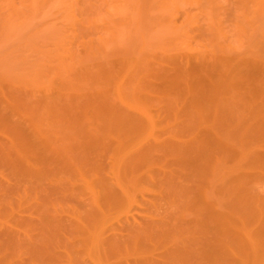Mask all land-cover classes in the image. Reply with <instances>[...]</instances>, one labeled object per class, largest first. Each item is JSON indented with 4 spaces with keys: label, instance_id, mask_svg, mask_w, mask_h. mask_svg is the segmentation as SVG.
<instances>
[{
    "label": "bare ground",
    "instance_id": "6f19581e",
    "mask_svg": "<svg viewBox=\"0 0 264 264\" xmlns=\"http://www.w3.org/2000/svg\"><path fill=\"white\" fill-rule=\"evenodd\" d=\"M143 1L125 0L121 5L125 4L127 9L131 10L129 11L132 16L134 15L133 33L137 35L139 33V39L137 35H134L136 38L131 35L133 39L126 38L129 34H125L127 30L124 32V27L120 24H109L107 28L104 25L103 30L100 28L98 31V28L96 31L98 34L95 35L94 32L91 36L89 32L94 31V28L92 30L89 28V32L84 28L89 38L83 34L84 32L81 35L86 38H81L79 35L80 40L76 37L80 43L77 49L73 46V50L76 49L77 52L70 51L72 47L68 50L59 47L62 40L57 36L58 32L56 38L55 34L54 37L48 34L51 30H56L49 25L47 27L49 26L51 30L46 26H43L42 30L37 29L36 26V30L30 28L29 32H26V39H21L22 34L19 38L17 32H13V28L17 24L26 25L27 18L23 15V19L18 16V8L16 9L15 6L13 9L17 12L14 11L15 15L12 14L13 17L6 19L8 23L5 21V26L2 25L4 21L0 20L2 30L0 66L4 63L3 52L5 55L12 48L16 50L17 46H19L17 52L18 49L23 52L21 48L27 49L26 46H29L31 41L38 42L43 36H39L41 35L39 30L44 31L45 28L42 34L50 30L44 36L50 35L51 38L48 39L56 44L53 45L48 40L49 44L44 37L41 38L44 42L39 41L37 44L40 48H44L41 45L52 44L53 54L54 52L58 53V56L61 52V55L63 54L57 57L49 53V56H46L47 60H43L41 58L43 56L40 57L39 54L46 52H43V49L39 51V46L32 42L34 44L29 46L28 53L33 49L40 52L37 54L41 59L39 62L46 61L45 64L48 62L46 66L38 61L40 66L35 64V57L38 56L36 54L34 56L32 52L31 58L35 59L30 62L39 66L36 68L35 65L33 66V70L35 69L33 73H30L31 67L26 68L30 69L27 74L25 73L27 70H24L23 74H19L23 69L17 70L18 74L15 71L14 74L13 69H10L14 67L10 66L9 69L8 66L0 67V167L3 168L4 173L6 172L4 174L2 171L1 175L0 193L2 192L4 197H0V206L16 210L11 208L13 205L10 200L19 190L21 183L25 187L30 185L32 190L39 192L38 195H43L39 200L35 198L39 203L33 202L38 206L30 203L38 208L37 220L29 217L32 222L36 221L32 223V228H28V231L31 230L29 232L26 230V232L24 230L18 232L19 229H15L14 225L11 226L12 223L5 220L7 217L5 214L7 215L8 212L6 213L4 208V216H0L2 244L0 246L4 247L1 249L6 253L18 247L17 251L21 254L20 249L23 247L26 258L30 257L28 261L30 260L31 264L36 262H38L36 264H54V260L61 254L70 259L75 257L74 261L80 256L81 260L86 258L77 264H247L250 259L252 262L263 256L264 185H260V188L263 187L261 189L263 193L260 194L261 190H258V186L254 187V184L259 185L257 182L264 177V155L261 154L263 155L261 159L259 150L257 153L255 151L256 146L259 148L262 144L257 145L256 139L260 135L264 137L262 134L264 133V90L261 89L263 93L260 89L257 91L258 87L264 86V0H220L225 3L223 8L230 14H228L230 32L226 30L228 34H223L225 29L221 31L217 28L221 27L218 26V22H216L217 27L212 25L215 32L223 34L221 36L224 41L217 40V43L209 44L212 46V52H207L212 55V57L209 55L211 57L209 61L207 60L209 57L203 58L202 61L198 59L197 64L200 62L201 69H196L198 73L200 69L198 77H202L199 80L196 79L198 77L192 75V78L188 74L177 78L176 75L172 76L175 71L170 72L169 66L164 70L162 68L165 60L159 64L160 72L158 69L154 70L155 72L158 70L159 75L150 67L149 61L153 57L150 58L149 51H146L150 43H147L144 35L146 30L142 28L147 25L142 24H145L143 21H149L150 9L155 7L148 8L147 4L143 5L148 0L144 3ZM150 1L152 0L147 3H151ZM202 1L208 6L206 12H203L206 17L204 14L203 16L211 24V8L218 0ZM229 2L231 4L233 2L232 6ZM7 3L10 6L12 1L9 0ZM30 3L33 4L34 1ZM12 4L15 5L14 1ZM162 8L164 9V6ZM145 13L148 18L144 16ZM156 14L158 17V13ZM151 18L154 19L153 16ZM189 19L191 17L187 20ZM215 19L213 21H218L217 17ZM161 22L157 25H162ZM194 24H197V21ZM209 24L205 25L209 28ZM154 30L152 35L155 37ZM158 30L156 35L161 31ZM25 31L22 33L26 35ZM30 31H37L32 33V36L34 34L39 36V39L36 37L37 41L35 36L31 38ZM66 35L64 34L63 37ZM67 36L62 45L69 44H65L67 41L70 42ZM20 39L23 40L22 43L19 42ZM30 39L29 45L26 44ZM76 39L73 40L74 45L77 46ZM201 40L200 45L201 42L204 43ZM6 46L11 48L9 47L8 50ZM17 52L14 54H21ZM28 55L31 53L25 55L26 62ZM16 59L18 60L19 57ZM23 60L25 59L19 61L21 65ZM49 61H54L51 66L48 65ZM55 62L56 65L53 64ZM164 63L168 64L166 61ZM155 65L152 67L156 68ZM18 67L20 68L19 65ZM146 72L149 75L152 73L151 76L154 78L161 74L159 78L162 77V81L167 84H173L176 87L173 88L175 91L180 89L177 85L182 84L184 92L188 93L184 97L183 89L178 91L182 93L181 96L168 87L169 91L164 93H169L170 90L175 93L165 97L162 102L158 99L163 97L158 96L157 101L156 94L154 95V104L163 103L157 108L159 113H166L162 120L166 121L165 117L168 116L172 119H170L172 125L169 120L170 124L167 122L166 125H162L160 119L161 126H159L156 120L158 118L153 119L158 111L154 109L157 112L153 114L152 109L157 106L151 103L152 97V99L148 97L152 100L148 102L150 100H146L148 98H145V93L143 94L142 89H145L148 83L144 85L145 87H141V84L149 81L144 76ZM254 74L259 75V79ZM253 75L258 79L257 84L251 80ZM167 86L170 85H165ZM259 90L261 95H257ZM152 92L154 93L153 90ZM151 105L155 107L152 108ZM253 142L256 146L252 145ZM257 162L260 164L258 163L259 167L256 164L258 169L254 174L255 170H250L249 163L255 165ZM253 165L252 168L255 169ZM69 176L71 179L77 177L82 188L79 187L80 191L76 192L75 186L71 189L69 186V191L64 187L71 194L69 199L76 201H71L75 204L72 207L70 205V212L67 210L68 214H65L67 219L57 214L60 203L56 205L55 200H58L57 196L59 199L62 198L61 193L65 190L60 185L64 183L66 186L64 180ZM73 183L75 184V181H72ZM56 190L61 191L55 192ZM41 191L43 193H40ZM49 191L60 194L54 195L57 199H53L56 202L53 206V202L48 197L51 195ZM55 193H52V198ZM75 195L77 198H74ZM138 198L141 204L145 203L147 205L145 207L150 208L146 209L148 211L141 217L133 213L138 209L133 210L134 205H140ZM22 201L24 203L25 199ZM47 204H51L52 207ZM28 208L30 209L29 206L23 207L27 210ZM9 209L7 208L8 211ZM60 211L62 212V209ZM113 213L116 215L114 216ZM110 217L114 218L115 222L111 218L113 223H110ZM19 218L20 221L24 219V217ZM21 226L24 227V224ZM25 228L27 225L23 229ZM24 251L22 250V253ZM14 252L16 251L10 255ZM25 253L21 255L24 256ZM122 256L133 258L128 260L129 257H124V260ZM236 258L238 262H235ZM24 261L20 262L26 264L27 262ZM69 264H72L71 261Z\"/></svg>",
    "mask_w": 264,
    "mask_h": 264
},
{
    "label": "rangeland",
    "instance_id": "374dc122",
    "mask_svg": "<svg viewBox=\"0 0 264 264\" xmlns=\"http://www.w3.org/2000/svg\"><path fill=\"white\" fill-rule=\"evenodd\" d=\"M9 0H0V20L2 21H4V24L2 23V25L3 26H5V21H6V19H8L9 17H13L14 15H15V13L18 11V16H20L21 18L24 16L25 18H27L26 20V25H20L19 24V26H18V24L16 25V26H14V28H13V32L14 33H16L17 34V36L19 37V38H21V34L23 35V37L21 38V39H23V38H25L26 36H27V33L26 32H29V29L30 28H32V29H30V30H34L35 28H37V29H39V28H41V30L43 29L42 27L43 26H46L47 27V25H49L50 27H52V29H56V30H51V28H50V30L51 31H53V33L50 31V30H48V31H50V32H48V31H46V32H48V34H52L51 36L52 37H54V34H55V38L58 36L59 38H60V40H62L61 41V44L58 42V45L60 44V46L59 47H61L62 49H69L70 47H72V49H70V51H72L73 50V46H75V48L77 47L78 48V43H80V37H79V35L81 36V38H86L85 36H82L81 35V33H83V34H85V35H87V37L89 38V34H90V36H91V34H94V32L96 33V31H97V29H98V31L100 30V28H102L101 30H103L105 27L107 28V27H109L110 25H114V24H120V25H122L123 27H124V29H123V31L124 32H126V30H127V33H125V34H129L128 36H126V38L127 37H130V38H132V36L131 35H137V34H134L133 33V29H135V18H134V15L132 16V14H131V10L129 11L128 9H127V6H125V4L123 5V6H121L123 3H124V1L125 0H10V2L12 1V3H13V1H14V3H15V5L14 4H12V3H10V6H9V4L7 3ZM29 1V2H28ZM30 1H34V3L32 4V3H30ZM74 1V2H73ZM80 1V2H79ZM85 1V2H84ZM144 1H146V0H144ZM144 1H143V3H144ZM149 1V0H148ZM148 1H146L143 5H146V7L148 6V8L149 7H155V8H152V9H154V10H152V9H150V11L151 12H149L148 10V12L150 13V16H149V21H143V19H142V21L145 23V24H142L143 26H146V27H142L144 30H148L147 32L146 31H144L143 33H144V35H145V37H146V40H147V43L149 44L150 43V45H149V49L148 50H146V51H149V55H150V58H152V59H150L151 61H149V65H150V67L153 69V71L155 70V69H158L159 70V72L161 71V66L159 65L160 64V62L162 63V61H166L168 64H166V63H162V65L164 66V64H165V66L163 67L162 66V68H163V70H164V68H166L167 69V67H168V69H169V71L171 72L172 71V73H173V71H175L173 74H172V76L173 75H176L175 77L177 78V77H180V76H185L186 74H188V75H193L194 77H198V74L200 75V62L197 64V62L200 60V61H202V59L203 58H205V59H207L208 57V61L210 60V58L212 57V55L211 54H209V53H211L212 51H211V47L212 46H209V44H214V42H216L217 43V40L219 41H221V42H223L224 41V39H222V37L223 36H221V35H223L224 33H227V32H230L228 29L230 28V18H229V16H228V12H227V10L226 9H224L223 7H224V5H225V3L224 2H222V1H220V0H218L217 2H215L214 3V8L212 7L211 8V11H212V23L211 24H209V22H207V20L205 19V13H203V12H206V8L208 7L207 5H206V3L204 2V1H202V0H160V1H162V2H159V0H152V1H150L151 3H147ZM158 2V4L160 3V5H158V4H156L157 2ZM166 1V2H165ZM195 1L196 2H198V3H195ZM200 1V2H199ZM231 1V0H230ZM182 4H181V3ZM186 2V3H185ZM191 2V3H190ZM204 2V3H203ZM7 3V4H6ZM73 3V4H72ZM78 3V4H77ZM81 3V4H80ZM84 3V4H83ZM126 3V2H125ZM188 3V4H187ZM194 3V4H193ZM224 3V4H223ZM32 4V5H31ZM77 4V5H76ZM149 4H150V6H149ZM217 4V5H216ZM229 4H231L230 2H229ZM229 4H227L229 7H230V5ZM232 4H233V2H232ZM232 4H231V6H232ZM126 5H127V3H126ZM141 6H142V3L140 4ZM154 5V6H153ZM186 5V6H185ZM188 5V6H187ZM191 5V6H190ZM13 6H15L16 7V9H17V11L16 10H14L13 8H15V7H13ZM78 6V7H77ZM81 6V7H80ZM83 6H85V7H83ZM116 6V7H115ZM120 6V7H119ZM164 6V9L162 8ZM216 6V7H215ZM168 7V8H167ZM69 8H71V9H69ZM86 8V9H85ZM114 8V9H113ZM187 8V9H186ZM226 8V7H225ZM8 9H11L10 11L8 10ZM13 9V10H12ZM160 10V11H158V10ZM163 9V10H162ZM165 9H167V10H165ZM72 10V11H71ZM185 10V11H184ZM225 10H226V12H225ZM14 11H16V12H14ZM73 12V13H71V12ZM163 12V14H162V12ZM165 11V12H164ZM155 12V13H154ZM161 12V13H160ZM167 12V13H166ZM173 12H174V14H173ZM192 12V13H191ZM196 12V13H195ZM10 13V14H9ZM149 13H147V14H149ZM152 13V14H151ZM154 13V14H153ZM156 13H158V17L156 16L157 14ZM179 13H181L182 15H183V13H184V16H182L181 14H179ZM185 13H186V15H185ZM12 14H14L13 16H12ZM161 14V15H160ZM166 14V15H165ZM171 14V15H170ZM192 14V15H191ZM203 14H204V16H203ZM23 15V16H22ZM165 16V18H164V16ZM187 15H189V16H187ZM198 15V16H197ZM230 15V14H229ZM144 16H146V18H148V15H146V13L144 14ZM143 16V17H144ZM153 16V18L154 19H152L151 17ZM161 16H163V17H161ZM187 16V17H186ZM213 16H215L214 17V19H213ZM228 16V17H227ZM142 17V18H143ZM159 17H160V19H159ZM173 17V18H172ZM185 17L188 19V18H190L191 17V19H189V20H185ZM201 17V18H200ZM218 18L217 20L218 21H213V20H216L215 18ZM145 18V17H144ZM145 18V19H146ZM184 18V19H183ZM228 18V19H227ZM23 19V18H22ZM144 19V20H145ZM163 19V20H162ZM165 19V20H164ZM171 19V20H170ZM196 19V20H195ZM221 19V20H220ZM134 20V21H133ZM190 20H191V22H196L197 21V24H194V23H191L190 22ZM1 21H0V23H1ZM8 21H11V20H8ZM163 23H162V22ZM164 21H166V23L164 22ZM189 21V22H188ZM7 22V21H6ZM113 23V24H111V23ZM150 22H152L153 23V25H152V23H150ZM157 22V23H156ZM159 22H161L162 23V25L164 24V26H162V25H160V26H158L157 24H159ZM200 24H199V23ZM216 22H218L217 24H218V26L219 25H221V27H217V24H216ZM220 22V23H219ZM8 23V22H7ZM17 23V22H16ZM15 23V24H16ZM206 23H208L209 24V28L211 29V30H207V29H209L208 28V25H205ZM110 24V25H109ZM151 25L150 27L148 26V25ZM156 24V25H155ZM216 25L215 27H217V28H220L221 29V31H223L224 29H225V32L223 31V34H221V32H220V34L219 33H217V32H215L214 31V26L212 27V25ZM73 25H74V27H73ZM105 25V27H103ZM108 25V26H107ZM166 25H167V27H166ZM203 25V26H202ZM205 25V26H204ZM225 25H226V27H225ZM228 25V26H227ZM37 26V27H36ZM79 28H78V27ZM101 26V27H100ZM156 26H158V28L160 27V29L159 30H161V31H159L158 30V28H156ZM199 26V27H198ZM207 26V27H206ZM0 27H1V24H0ZM19 27V28H18ZM22 27V28H21ZM47 27V28H48ZM54 27V28H53ZM134 27V28H133ZM3 28V27H2ZM34 28V29H33ZM84 28H87L88 29V32L90 31V29L92 30L93 28H94V31L92 30L91 32H89V34H88V32H87V30L86 29H84ZM90 28V29H89ZM95 28H96V30H95ZM152 28V29H151ZM160 32H158V35H156V32H157V30ZM161 28H163V29H161ZM191 28V29H190ZM217 28L215 29V30H217ZM22 31H21V30ZM25 29H26V31H25ZM46 29V28H45ZM45 29H44V31H45ZM79 29V30H78ZM149 29H151V30H149ZM155 29V30H154ZM220 29H218L219 31H220ZM36 30V29H35ZM70 30V31H69ZM77 32H76V31ZM86 30V31H85ZM156 31L155 32V37H154V35H152V34H154V32H152V31ZM226 30H228L227 32H226ZM2 30L0 29V32H1ZM23 31H25V33H26V35L25 34H23L22 32ZM44 31H40L39 30V32H40V34L41 35H39V36H42V37H44V39H46L45 41H47V42H49L50 40L48 39V38H51L50 37V35L48 36L47 35V37L46 36H44V34H46V32L45 33H43L42 34V32H44ZM74 31V32H73ZM82 31V32H81ZM149 31H151V33L149 32ZM208 31V32H207ZM18 32H19V34L20 35H18ZM34 32H37V31H30V35H31V38L32 37H34L35 36V34H34V36H32V33H34ZM56 32H58V35L56 36ZM65 32V33H64ZM72 32V33H71ZM76 32V33H75ZM101 32V31H100ZM134 32H135V30H134ZM149 32V33H148ZM66 33H67V35H66ZM87 33V34H86ZM136 33H138V32H136ZM199 33H200V35H199ZM28 34V35H29ZM37 34V33H36ZM64 34L67 36V40H69L70 42H68L67 41V43H65V44H68V45H62L63 43V40H64V38L66 37H63L64 36ZM98 33H96L95 35H97ZM146 34H148V36L146 35ZM228 34V33H227ZM25 35V36H24ZM29 35V36H30ZM75 35V36H74ZM149 35H150V37H149ZM211 35V36H210ZM215 35V36H214ZM39 36L37 37V35L35 36V40H36V37L39 39ZM93 37H94V35H92ZM125 36V35H124ZM134 36V37H135ZM138 36L140 37V34L138 33V35L136 36L137 38H138ZM209 36V37H208ZM42 37H40V39L42 38ZM61 37H62V39H61ZM76 37H78V39H80V40H78V39H76ZM135 37V38H136ZM149 38V40H148V38ZM152 37V38H151ZM153 37H154V39H153ZM211 37V38H210ZM221 37V38H220ZM29 38V37H28ZM27 38V39H28ZM58 38V39H59ZM71 38V39H70ZM134 38V40H136L137 41V39H135ZM19 40V42L21 41V43H22V41L23 40ZM26 39V38H25ZM38 40V42H35V41H31V39L29 40V41H27L28 43H26V44H28L29 45V42H30V45L31 44H34V43H32V42H35L36 43V45H38L39 46V48L38 49H40L39 51H41V49H43L42 51L44 52H46V53H42V54H45V56L44 55H42L40 52H37V51H33V50H31L34 54V56H35V54L37 55V54H39L40 55V57L41 56H43V57H41L43 60H47V58L48 57H46V56H49L48 54L49 53H51V54H53L52 52H53V50H54V47L52 48V46L54 45V44H56V43H52L51 41V43L53 44H51V46L49 45L50 44V42H49V44H44L43 42V38L41 39V40ZM54 39V38H53ZM57 39V40H58ZM66 39H65V41H66ZM76 39V41H77V46L76 45H74V40ZM133 39V38H132ZM132 39H130V40H132ZM139 39V38H138ZM202 39V40H201ZM49 40V41H48ZM55 40V39H54ZM57 40H56V42H57ZM73 42H72V41ZM84 40V39H83ZM126 40V39H125ZM151 40V41H150ZM200 40L201 41H203L204 43L202 44V42H201V45L199 44L200 43ZM206 40H208V41H206ZM18 41V40H17ZM37 41V40H36ZM39 41H43L42 43L44 44L43 46L41 45V47H44V48H40V45L39 44H37V43H39ZM149 41V42H148ZM155 43H154V42ZM187 41H190V43L189 42H187ZM206 41V42H205ZM25 42H26V40H25ZM135 42V41H134ZM152 42V43H151ZM41 43V44H42ZM73 43V45L71 46V44ZM191 44V45H188V44ZM215 43V44H216ZM218 43H220V42H218ZM151 44H152V46H151ZM155 44V45H154ZM29 45V46H30ZM47 47H46V46ZM186 45V46H185ZM24 46V45H23ZM29 46H26L27 47V49L26 48H21V49H23V52H21V50H19L18 49V51L19 52H17V47H19V46H17L16 47V50H14L13 48L10 50L11 51V53H10V51H7V54H5V55H3L4 54V52H3V54H2V56L4 57V63H6V64H1L2 66H8V69L10 68V66L11 67H14V68H10L12 71H13V73H14V71H15V73H17V70L18 71H20V70H22L23 69V71H22V73H20L19 72V74H23V72H24V70L26 71L27 69L26 68H30L31 69V71L32 72H30V73H33V71L35 70H33V68L35 67H39L40 66V64L39 63H41V64H45L44 62H46V61H44L43 63H42V61L41 62H39L41 59L39 58V55H37L38 57H35L36 58V60L34 61V59L33 58H31V57H33L32 56V52H29V53H31V55H28L27 57H29V58H27V61L28 62H26V56L25 55H27V54H29L28 53V50L30 49L29 48ZM37 46V47H38ZM67 46V47H66ZM151 46V47H150ZM194 46H196V47H194ZM207 48L208 47V49H206L205 50V48ZM1 47V46H0ZM4 47V46H3ZM2 47V48H3ZM6 47H8V46H6ZM10 48H11V46H9ZM6 48V49H10V48ZM20 47H22V45L20 46ZM31 47V46H30ZM37 47H35V49L37 48ZM57 47V46H56ZM58 47V48H59ZM65 47V48H64ZM154 47V48H153ZM199 47V48H198ZM216 47V46H215ZM219 47V46H218ZM218 47H216V48H218ZM33 48V47H32ZM46 48V49H45ZM47 48L48 49H50V50H47ZM61 48H59L60 50H62ZM76 48V49H77ZM194 48V49H193ZM197 48V49H196ZM210 48V49H209ZM216 48H213V49H215V51H217L216 50ZM25 49V50H24ZM51 49H53L52 51H51ZM57 49V48H56ZM58 49V50H59ZM76 49H74L73 51H75V52H77V50ZM151 49V50H150ZM193 49V50H192ZM199 49V50H198ZM203 49V50H202ZM212 49V50H213ZM5 50V49H4ZM59 50V51H60ZM67 50H65V52L67 51ZM155 50V51H154ZM208 50V51H207ZM2 51V50H1ZM25 51V52H24ZM30 51V50H29ZM64 51V50H63ZM152 53H151V52ZM14 52H17V53H20L21 52V54H18V55H15L14 54ZM48 52V53H47ZM156 52V53H155ZM192 52V53H191ZM203 52V53H202ZM205 52H206V54H205ZM207 52H209V53H207ZM14 54L13 56L12 55H10V54ZM62 53V52H61ZM61 53L59 54L60 56H62L61 55ZM151 53V54H150ZM155 53V54H154ZM197 53V54H196ZM54 54H55V52H54ZM53 54V55H54ZM58 54V53H57ZM57 54H55L54 56H56ZM65 54V53H64ZM196 54V55H195ZM201 54V55H200ZM20 55V56H19ZM22 55H23V57H22ZM155 55V56H154ZM188 55V56H187ZM206 55H207V57H206ZM211 57H210V56ZM17 56V57H16ZM60 56H58L57 55V57H60ZM186 58H185V57ZM197 56V57H196ZM201 56H202V58H201ZM14 58V61H13V58ZM19 57V59L17 60L16 58H18ZM46 57V58H45ZM52 57V56H51ZM56 57V58H57ZM192 57V58H191ZM56 58H54V59H56ZM190 58V59H189ZM21 59H25V60H23V64L21 65L20 63H19V61H21ZM29 59V60H28ZM38 59V60H37ZM53 59V60H54ZM59 59V58H58ZM187 59V60H186ZM197 59V60H196ZM199 59V60H198ZM17 60V61H16ZM30 60L31 61H34V63L35 64H39V66L37 65H35V64H33V62H30ZM50 60V59H49ZM52 60V59H51ZM195 60V61H194ZM37 61L39 62V63H37ZM55 61V60H54ZM54 61H52V62H54ZM188 63H187V62ZM50 63L48 64L49 66H51V64H52V62L51 61H49ZM57 63H58V60L56 61ZM56 62L55 63H53L54 65H56ZM157 62H159V63H157ZM175 62V63H174ZM196 62V63H195ZM16 63H18V65L20 66V68L18 67V65H15ZM22 63V62H21ZM25 63H26V65H27V67H26V65H25ZM32 63V64H31ZM48 63V62H47ZM46 63V64H47ZM153 63V64H152ZM187 63V64H186ZM29 64H30V66H29ZM46 64H45V66H46ZM155 64H157V65H155ZM171 64V65H170ZM35 65V66H34ZM156 66V68H154V67H152V66ZM197 65V66H196ZM2 66H0L1 68H2ZM21 66H22V68H21ZM34 66V67H33ZM48 66V67H49ZM167 66V67H166ZM56 67V66H55ZM50 68V67H49ZM53 68V67H52ZM198 68H200L199 69V73H198V70L197 69ZM30 69L29 70H27L25 73L27 74V72L28 71H30ZM171 69V70H170ZM158 70L156 71V72H158ZM180 70H182V71H180ZM194 70H195V72H194ZM197 70V71H196ZM9 72H12V71H10V70H8ZM181 73H180V72ZM155 72V71H154ZM155 72V73H156ZM159 72L157 73L158 75H159ZM186 72V73H185ZM14 73V74H15ZM24 73V74H25ZM142 73H144V71H142ZM176 73V74H175ZM179 73H180V75H179ZM10 74H12V73H10ZM18 74V73H17ZM146 74H147V72H146ZM144 75L145 76V78L147 77V79L149 80L148 82H144V81H141V82H144L145 84H141V87H145L144 85H146V83H152L151 84V86L150 85H148L147 84V87H145V89L143 88L142 89V91H143V94L145 95V98H148V97H150V99H152L153 97H155V100H157L159 97L158 96H160V97H163V98H159L158 100L159 101H161L162 102V100L165 98V97H167V96H170V95H173L175 92H177V94L178 95H181L182 96V93H184L183 95H184V97L186 96V95H188V93L186 94L184 91V89H183V86H182V84L180 85V84H178L177 85V87L178 88H180L179 90H177V91H175V89H173V88H176L173 84H170V83H168L167 84V82H164V81H162V77L161 78H159L160 76H161V74H160V76L159 77H155V78H158V79H155L153 76H151L152 75V73H151V75H149V74H147V75ZM178 74V75H177ZM194 74H196V76L194 75ZM257 74V73H256ZM256 74H254V75H256ZM259 74V73H258ZM13 75V74H12ZM153 75H154V73H153ZM254 75H253V77H251V80L252 81H254V83L255 84H257V82H258V76L259 75H256V77L258 78V79H256V77H254ZM143 76V77H144ZM149 76V77H148ZM155 76V75H154ZM193 76H192V78H193ZM201 77V76H200ZM200 77H198V78H196L197 80H199L200 79ZM202 78V77H201ZM147 79H145L146 81H147ZM150 79H153V80H150ZM161 81H160V80ZM143 80V79H142ZM196 80V81H197ZM202 81V80H201ZM200 81V82H201ZM204 82V81H203ZM165 85H170V86H167V87H165ZM258 86V85H257ZM151 87V89L154 91V93L152 92L151 93V89H149ZM168 87H170V89H172L173 91H175V92H172L171 90H170V92H172V93H167L169 90L167 89ZM182 87V88H181ZM264 86H262V87H258L257 88V91H258V89H263L264 90V88H263ZM161 88H163V89H161ZM177 88V89H178ZM148 89V90H147ZM181 89H183L181 92V94H180V92H178V91H180ZM145 90H147V92H145ZM151 90V91H150ZM168 90V91H167ZM260 90H259V93L257 94V95H261V92H260ZM149 91V92H148ZM165 91H167L166 93H164ZM262 91V90H261ZM161 92H163V93H161ZM262 93H263V91H262ZM156 94V95H155ZM155 95V96H154ZM162 95V96H161ZM180 96V97H181ZM262 96H263V94H262ZM152 97V98H151ZM179 97V98H180ZM184 97H182V98H184ZM181 98V99H182ZM149 98L148 99H146V100H150ZM181 99H180V101H181ZM154 98H153V101L152 100H150V101H148V102H151V103H153L154 101ZM157 100V101H158ZM156 101V102H157ZM155 103V102H154ZM153 103V104H154ZM150 104V103H149ZM157 104V103H156ZM156 104H154V105H156ZM162 105L163 103H159L158 105H156L157 107H155V106H152V108L153 107H155V108H151L152 109V112H153V114H156V112L158 111L157 110V108L159 107V105ZM150 106V107H151ZM263 107H264V101H263ZM157 110V111H155V110ZM155 112V113H154ZM158 114L157 115H154L153 116V119H156V118H158V119H156L157 121H158V125L159 126H161L160 124H162V125H166V123L168 122V124H170L172 121H170V119L171 118H168V116L167 117H165V120L166 121H163L162 119H164L163 117L165 116V114L164 113H159V111L157 112ZM160 114H162V115H160ZM164 114V115H163ZM160 115V116H159ZM159 116V117H158ZM161 117V118H160ZM171 117V116H170ZM161 119V122L159 121ZM170 121V123H169V121ZM172 120V119H171ZM173 121H174V119H173ZM159 122H160V124H159ZM164 124H163V123ZM175 122V121H174ZM173 123H171L170 125H172ZM169 125V126H170ZM158 127V126H157ZM159 128V127H158ZM159 131L160 130H158L157 132L159 133ZM262 134H264L263 132H262ZM260 138V139H259ZM262 138V139H261ZM258 140H260L259 142H258ZM262 140H263V142H262ZM253 141V140H252ZM255 141V140H254ZM257 142V145H259V144H261V147H260V145H259V148L255 145V143ZM255 143L253 142V144L252 145H254V146H256V148L257 149H255V151H256V153H257V151L259 150V152H258V154L261 156H259L258 154V156H259V158H263L264 156V137H261V135L256 139V141H255ZM263 146V147H262ZM262 151H261V150ZM261 154H263V155H261ZM263 156V157H262ZM259 162H257V163H255V165H253V163H249L250 164V166H251V168H250V170L251 171H254L253 173L255 174L257 171V165L256 164H258ZM253 166H255L256 168L254 169V167L252 168V165ZM260 164V163H259ZM259 164H258V167H259ZM247 166V165H246ZM245 166V167H246ZM249 166V167H250ZM1 168L2 167H0V170H1ZM249 170V169H248ZM2 171H3V168H2V170H1V172H0V181H1V175L4 173V171H3V173H2ZM251 171H250V173H251ZM6 173V172H5ZM4 173V174H5ZM252 173V174H253ZM70 180H69V179ZM67 178V180H66V178H65V180H64V178L62 179V180H64V182H66L65 183V185L66 186H64V183H63V185H60V187L62 188V186H63V188L62 189H64L65 190V192L63 193H61L63 196H61L62 198H60L59 199V196H57V195H60L59 193L58 194H56L55 192H60L61 190H59V191H55V192H52V193H55V194H53V198H52V193H50V191H49V193L51 194V195H48V197L51 199V201L53 202V204H52V206L56 203V205H58V203H60V205H59V208H58V210H57V214H61V215H63L64 216V218H67V214H68V212H67V210L69 211H71V208H70V205H71V207H72V205H74L73 204V202H76L74 199H69L70 198V193H68L67 192V189H68V191H69V188L71 189V187L72 188H75V187H77V188H75V190L77 189V191L76 192H79L80 190L79 189H81L82 187H81V184H79L80 183V181L79 180H77L78 178L77 177H72V179H71V176H69ZM260 178V177H259ZM259 178H257V179H259ZM264 178V177H263ZM262 177H261V179H259V180H261V181H259V180H256V181H259V182H257V183H259V185L258 184H254V187H256V186H258V190L260 189H262L263 187H261L260 188V185L262 186V185H264V184H262V183H264L262 180H264ZM69 180V181H68ZM10 181H12V180H10ZM72 181L74 182L75 181V184L73 183L72 184ZM79 181V182H78ZM61 182V181H60ZM71 182V183H70ZM255 182V181H254ZM262 182V183H261ZM68 184V185H67ZM72 186H71V185ZM77 185V186H76ZM22 186H24L23 185V183H21L20 184V187H19V190L14 194V195H12V198H11V205H13V206H11V208H13V209H16V210H12V209H9V207H6L5 205V207H3V205H2V207L0 206V214L1 213H3L2 215H0V216H4V208L6 209L5 211H6V213H7V215L5 214V217H6V219L5 220H8L9 221V223L11 224V226H13L15 229H19L18 230V232L20 231V232H23V230H24V232H26V231H28V228H32V223L33 222H36V221H31V219L32 220H37L36 218H37V214H36V212H37V208L38 207H36V206H38V204L36 205V203H33V202H37V200L36 199H40V198H42L43 197V195L42 194H40V195H38L39 194V192L37 193L36 191H35V189H31L32 187H30V185L28 186L27 185V187H22ZM70 186V187H69ZM73 186H75V187H73ZM64 187H67V189L66 188H64ZM69 187V188H68ZM79 187H81V188H79ZM79 188V189H78ZM257 188V187H256ZM22 189H24V191L22 190ZM27 190V191H26ZM72 190H74V189H72ZM75 190H74V192H75ZM79 190V191H78ZM264 190V189H263ZM23 191V192H22ZM33 191V192H32ZM63 191V190H62ZM18 192H22V193H18ZM25 192V193H24ZM37 194H36V193ZM66 192L68 193V195L66 194ZM75 192V193H76ZM260 192V194H262L263 193V191L261 190V191H259ZM32 193V194H31ZM40 193H43L42 191L40 192ZM74 193V194H75ZM2 192L0 193V197L2 196ZM16 194H19V196L18 195H16ZM64 194H65V196H69V197H65L64 196ZM73 194V195H74ZM20 195H22V196H20ZM29 195V196H28ZM31 195V196H30ZM35 195V196H34ZM54 195H56L57 197H58V200H55V199H57V197L55 196L54 197ZM14 196V197H13ZM16 196H17V199H15L16 198ZM33 196V197H32ZM38 196H40V197H38ZM4 196H2V198H3ZM21 197V198H20ZM37 197V198H36ZM63 197L68 201V202H65L66 200L65 199H63ZM76 197V195L74 196V198ZM23 198V199H22ZM36 198V199H35ZM47 198V197H46ZM55 198V199H54ZM73 198V197H72ZM77 198V197H76ZM139 198H140V196H139ZM139 198H138V200H139ZM21 201H20V200ZM25 199V201H24V203H23V201L22 200H24ZM26 199H28V200H26ZM53 199L56 201H53ZM69 199V200H68ZM18 201V202H16V201ZM30 200V201H29ZM32 200V201H31ZM72 200H74L73 202H71ZM27 201H29V202H27ZM50 201V202H51ZM58 201H60V202H58ZM12 202H13V204H12ZM25 202H26V204H25ZM49 201H48V203H50ZM51 202V203H52ZM55 202V203H54ZM141 201L139 200V203H140ZM16 203V204H15ZM21 203V206H23L24 208H27V206H29L30 207V209L28 208V210L27 209H23V207H21V206H19V204ZM22 203H23V205H22ZM30 203H33L34 205H36V206H34L33 204H30ZM37 203H39V202H37ZM24 204H25V206H24ZM63 204H64V206H63ZM48 205V204H47ZM55 205V206H56ZM138 205V204H137ZM141 205V206H140ZM140 205L139 206H136V205H134V207H133V210L134 209H136V208H138V209H136V210H134V215H135V213L136 214H138V215H140L139 217H141V215H145V213L148 211V210H146V209H150V208H148V207H145V203H143V204H141L140 203ZM17 206V207H16ZM48 206H51V204H49ZM51 206V207H52ZM61 206H63V208L61 207ZM136 206V207H135ZM147 206V205H146ZM14 207H16V208H14ZM20 209H19V208ZM35 207V208H34ZM51 207H50V209H51ZM61 207V208H60ZM143 207V208H142ZM144 207H145V210H144ZM2 208V209H1ZM7 208L9 209V211L7 210ZM32 208V209H31ZM56 208V207H55ZM56 208V209H57ZM66 208V209H65ZM70 208V209H69ZM23 211H22V210ZM62 209V212L60 211V210ZM132 210V211H133ZM141 210H143V211H141ZM3 211V212H2ZM11 211H15V212H11ZM28 211H30V212H28ZM33 211V212H32ZM52 211V210H51ZM59 211V212H58ZM66 211V212H65ZM69 211V212H70ZM21 212H24V213H21ZM26 212V213H25ZM32 212V213H31ZM145 212V213H144ZM18 213H20L19 215L20 216H18ZM35 213V214H34ZM139 213H141V214H139ZM22 214V215H21ZM25 214V215H24ZM27 214V215H26ZM66 214V215H65ZM114 214V213H113ZM29 215V216H28ZM30 215H32V216H30ZM34 215H36L35 217H34ZM116 215V213L114 214V216ZM18 216V217H17ZM22 216V217H21ZM62 216V217H63ZM113 216V215H112ZM135 216H137V215H135ZM9 217V218H8ZM11 217V218H10ZM16 219V220H14V218ZM20 217V218H19ZM24 217V219H26V221H31V223H26V221L24 220V219H21V218H23ZM26 217V218H25ZM29 217H31V219H29ZM34 217V218H33ZM138 217V216H137ZM18 218L19 219H21V221L20 220H18ZM28 218V219H27ZM111 218L112 217H110V220H111ZM2 219V218H1ZM68 219V218H67ZM4 220V219H3ZM13 220H14V222H13ZM112 220H113V222H115V220H114V218H112ZM112 220L110 221V223H113L112 222ZM18 221H20V222H18ZM17 222V223H16ZM22 222V223H21ZM19 223V224H18ZM17 224V225H16ZM21 224H24V227H26V225H27V228H25V229H23L24 227H22L21 226ZM31 225V227H30V225ZM115 224V223H114ZM18 225H20V226H18ZM17 226V227H16ZM13 228V229H14ZM26 230V231H25ZM29 231H31L30 229H29ZM28 231V232H29ZM109 233H110V231H108ZM108 232H106L107 234H109ZM34 233V232H33ZM23 234V233H22ZM1 244V243H0ZM2 245V244H1ZM3 246H0V264H23L22 262L24 261V259L26 260V261H24V262H27L26 264H31V261L29 262L28 261V259H30V257L28 256V259L26 258V253H25V251H24V248L23 247H21L22 249H20L21 250V254L23 255V253H25V255L24 256H22L21 254H20V251L18 252L17 251V248H15L13 251H16V252H18L17 254H15L16 252H14V254H12V255H10L11 253H13V251H11V252H9L8 251V253H6V251H4V249H1ZM4 248V247H3ZM22 250L24 251L23 253H22ZM60 251V250H59ZM264 253V252H263ZM262 252L260 253L261 255L263 254ZM18 258H17V257ZM260 256V255H259ZM21 257V258H20ZM123 257V256H122ZM125 257V256H124ZM123 257V259L125 260V258L126 257H129V259L128 260H131L130 258L132 257H130V256H126L125 258ZM237 257V256H236ZM261 257V258H260ZM258 259H255L254 261H256V260H258V261H256V262H254V261H252L251 262V259H250V262L248 263L247 262V264H264V254H263V256H260ZM11 258V259H10ZM14 258H15V260H14ZM63 260H62V259ZM67 258H69V257H67V256H64V255H62L61 254V256L58 258V259H55L54 260V264H69V261H71V263L72 264H77V263H79L80 262V260H81V256H80V258L78 257V259H76L75 261H74V259H75V257H71V259L69 258V260L67 259ZM74 258V259H73ZM133 258V257H132ZM238 258V257H237ZM237 258H236V260H235V262H238V260H237ZM6 259V260H5ZM19 259V260H18ZM83 259H86V258H83ZM82 259V260H83ZM121 259V258H120ZM123 259H121V261H123ZM14 260V261H13ZM22 260V262H20ZM56 260H58V261H56ZM78 260V261H77ZM81 260V261H82ZM233 260H234V257H233ZM253 260V259H252ZM18 262V263H15V262ZM66 261H68V262H66ZM29 262V263H28ZM85 262V261H84ZM36 263H38V262H36ZM35 263V264H36ZM86 263H87V261H86ZM122 263V262H121ZM25 264V263H24ZM40 264V263H39ZM88 264V263H87Z\"/></svg>",
    "mask_w": 264,
    "mask_h": 264
}]
</instances>
